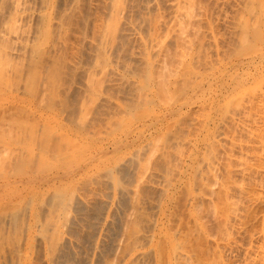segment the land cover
Here are the masks:
<instances>
[{
  "label": "bare ground",
  "instance_id": "obj_1",
  "mask_svg": "<svg viewBox=\"0 0 264 264\" xmlns=\"http://www.w3.org/2000/svg\"><path fill=\"white\" fill-rule=\"evenodd\" d=\"M0 264H264V0H0Z\"/></svg>",
  "mask_w": 264,
  "mask_h": 264
},
{
  "label": "rangeland",
  "instance_id": "obj_2",
  "mask_svg": "<svg viewBox=\"0 0 264 264\" xmlns=\"http://www.w3.org/2000/svg\"><path fill=\"white\" fill-rule=\"evenodd\" d=\"M208 214H209V213H208ZM208 214H207V216H206L207 220H208V221L210 220L209 222L213 223V221H215V220L213 219V217H212L211 214H209V215H208ZM210 216H211V217H210ZM209 218H210V219H209ZM214 224H215L216 226H217L218 224H216V222H215V223H213V225H211V229H212V231L214 232L213 234L215 235L216 231H217V232L220 231V230H219L220 228L218 227L219 225L217 226V227H218V228H217ZM213 226H214V228H212ZM215 227H216V228H215ZM216 229H218V230H216ZM214 230H215V231H214ZM216 234H217V235H215L214 237H216V236L219 237V234H218V233H216ZM231 257L233 258V256H231ZM231 257H229V258L232 260Z\"/></svg>",
  "mask_w": 264,
  "mask_h": 264
}]
</instances>
